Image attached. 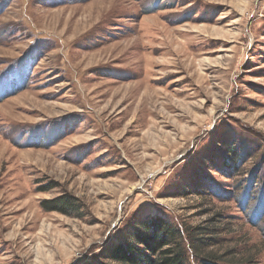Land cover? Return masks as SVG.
Masks as SVG:
<instances>
[{
	"label": "rangeland",
	"instance_id": "rangeland-1",
	"mask_svg": "<svg viewBox=\"0 0 264 264\" xmlns=\"http://www.w3.org/2000/svg\"><path fill=\"white\" fill-rule=\"evenodd\" d=\"M155 216L264 264V0H0V264H119Z\"/></svg>",
	"mask_w": 264,
	"mask_h": 264
},
{
	"label": "trees",
	"instance_id": "trees-1",
	"mask_svg": "<svg viewBox=\"0 0 264 264\" xmlns=\"http://www.w3.org/2000/svg\"><path fill=\"white\" fill-rule=\"evenodd\" d=\"M60 201L45 203H52L55 209L63 212H68L74 204L66 196ZM140 226L132 230L131 239L115 246L112 258L119 264H187L188 252L181 241L180 231L167 219L155 216L144 220ZM207 258L214 261L212 254Z\"/></svg>",
	"mask_w": 264,
	"mask_h": 264
}]
</instances>
